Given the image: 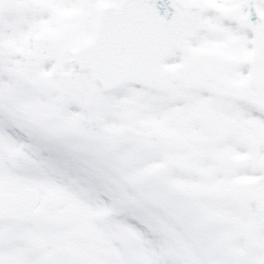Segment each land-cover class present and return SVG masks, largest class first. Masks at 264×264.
Masks as SVG:
<instances>
[{
  "label": "snow or ice",
  "instance_id": "snow-or-ice-1",
  "mask_svg": "<svg viewBox=\"0 0 264 264\" xmlns=\"http://www.w3.org/2000/svg\"><path fill=\"white\" fill-rule=\"evenodd\" d=\"M0 264H264V0H0Z\"/></svg>",
  "mask_w": 264,
  "mask_h": 264
}]
</instances>
